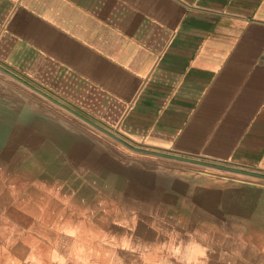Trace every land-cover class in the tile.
<instances>
[{"label":"crops","instance_id":"obj_1","mask_svg":"<svg viewBox=\"0 0 264 264\" xmlns=\"http://www.w3.org/2000/svg\"><path fill=\"white\" fill-rule=\"evenodd\" d=\"M0 65L134 147L264 175V0H0ZM136 163L108 200L45 197L41 225L62 210L81 235L38 237L30 252L45 264L77 242L102 253L88 233L123 231L122 196L161 218L203 216L179 231L209 233V264H264V179Z\"/></svg>","mask_w":264,"mask_h":264},{"label":"rangeland","instance_id":"obj_2","mask_svg":"<svg viewBox=\"0 0 264 264\" xmlns=\"http://www.w3.org/2000/svg\"><path fill=\"white\" fill-rule=\"evenodd\" d=\"M138 160L152 161L167 171L172 166H183L207 175L234 176L213 168L182 165L185 162L135 152L0 71V228H11L5 225L6 219L16 226L11 246L5 244L9 232L4 231L0 236V247L7 250L0 252V260L10 256L22 262L24 256L31 253L36 238L64 234L62 228L70 223L71 216L61 213L62 210L51 216L54 230L41 225L47 217L45 197L55 199L66 193L88 199L87 204L100 197L112 198L117 187L112 186L113 175L129 164H138ZM99 169L106 171L104 182H98L97 177L103 172ZM48 175L51 177L45 181L49 186L42 179ZM116 202L127 214L134 210L139 215L136 236L149 241L162 238L160 232L149 227L160 215L151 213L150 208L134 199L119 196ZM202 217L190 213L172 214L162 215V220L166 228H174L172 225L176 223L181 225L175 228L179 231L191 228Z\"/></svg>","mask_w":264,"mask_h":264},{"label":"clouds","instance_id":"obj_3","mask_svg":"<svg viewBox=\"0 0 264 264\" xmlns=\"http://www.w3.org/2000/svg\"><path fill=\"white\" fill-rule=\"evenodd\" d=\"M100 203L103 205L104 201ZM157 220L161 225L165 223L162 218H154L149 227L160 232L162 238L148 241L136 236L140 217L133 210L131 214L114 221L123 229L122 232L114 233L100 229L98 232L88 233L105 248L102 253L94 252L86 244L77 242L68 255L53 248L47 255V264H93L94 256L102 257V264H125V258L120 255L122 252L135 256V264H209L210 254H215L216 249L209 243L208 232L196 227L190 232L181 233L175 228L158 227ZM5 225H11V228H0V236L4 231L9 232L5 244L11 246V235L16 226L7 219ZM62 231L64 235L78 241L82 228L80 225L68 224L63 226ZM0 252L7 250L0 247ZM0 264H45V260L33 250L22 262L8 256L0 260Z\"/></svg>","mask_w":264,"mask_h":264},{"label":"water","instance_id":"obj_4","mask_svg":"<svg viewBox=\"0 0 264 264\" xmlns=\"http://www.w3.org/2000/svg\"><path fill=\"white\" fill-rule=\"evenodd\" d=\"M0 71L5 73L8 76L14 78L15 80L19 81L20 83L24 84L25 86L29 87L33 91L41 94L42 96H44L45 98L49 99L53 103H55V104L59 105L60 107L66 109L67 111H69L72 114L76 115L77 117H79L80 119L85 121L86 123L90 124L91 126L95 127L96 129L100 130L101 132L107 134L108 136H110L114 140L118 141L119 143H121L125 147H127V148H129V149H131V150H133L135 152L148 154V155H153V156H158V157H163V158L172 159V160H177V161H180V162L190 163V164H194V165H200V166L213 168V169H217V170H221V171H225V172H230V173H235V174H240V175H245V176H250V177H256V178L264 179V175L263 174H259V173H256V172H251V171L241 170V169H237V168H233V167H229V166H223V165H219V164L204 162V161L195 160V159H192V158L175 156V155L166 154V153H162V152L142 150V149L133 147L132 145L127 143L125 140H123L122 138L117 136L115 133L110 132L109 130L105 129L104 127L100 126L99 124L95 123L94 121L90 120L89 118L83 116L79 112H77V111L73 110L72 108L66 106L62 102L58 101L57 99H55L54 97L50 96L49 94H47L46 92L42 91L41 89L31 85L30 83H28L24 79L18 77L17 75H15L14 73H12L11 71L7 70L6 68H4L1 65H0Z\"/></svg>","mask_w":264,"mask_h":264},{"label":"bare ground","instance_id":"obj_5","mask_svg":"<svg viewBox=\"0 0 264 264\" xmlns=\"http://www.w3.org/2000/svg\"><path fill=\"white\" fill-rule=\"evenodd\" d=\"M26 112V111H25ZM31 118V117H30ZM4 133V132H3ZM6 133V132H5ZM8 133V132H7ZM98 178V177H97ZM113 185V184H112ZM26 188V187H25ZM22 190V189H21ZM25 190V189H24ZM24 193V192H23ZM25 194V193H24ZM25 196V195H24ZM116 198V197H115ZM114 198V199H115ZM58 200V199H57ZM108 200V199H107ZM110 202V201H109ZM108 203V202H107ZM112 203V202H111ZM111 206V205H110ZM104 207V206H103ZM107 207V206H106ZM11 209H13V208H11ZM107 209V208H106ZM111 209H112V207H111ZM17 210H19V209H17ZM114 211V210H113ZM105 212H106V210H105ZM10 216V215H9ZM28 217V216H27ZM26 218V217H25ZM180 219V218H179ZM18 220V219H17ZM29 221H30V219H28ZM25 222H27V220L25 221ZM96 226V225H95Z\"/></svg>","mask_w":264,"mask_h":264}]
</instances>
